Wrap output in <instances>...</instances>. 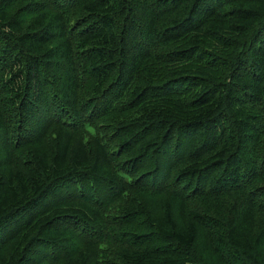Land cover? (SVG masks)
Masks as SVG:
<instances>
[{
	"label": "trees",
	"instance_id": "trees-1",
	"mask_svg": "<svg viewBox=\"0 0 264 264\" xmlns=\"http://www.w3.org/2000/svg\"><path fill=\"white\" fill-rule=\"evenodd\" d=\"M0 264H264V0H0Z\"/></svg>",
	"mask_w": 264,
	"mask_h": 264
}]
</instances>
